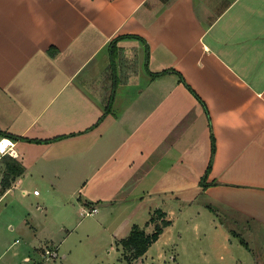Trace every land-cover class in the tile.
<instances>
[{
    "label": "crops",
    "instance_id": "obj_1",
    "mask_svg": "<svg viewBox=\"0 0 264 264\" xmlns=\"http://www.w3.org/2000/svg\"><path fill=\"white\" fill-rule=\"evenodd\" d=\"M0 129L23 166L4 187L0 153V264L59 255L53 239L19 255L11 232L68 230L96 205L124 214L119 239L157 208L160 237L206 212L224 264H264V0H0Z\"/></svg>",
    "mask_w": 264,
    "mask_h": 264
},
{
    "label": "rangeland",
    "instance_id": "obj_2",
    "mask_svg": "<svg viewBox=\"0 0 264 264\" xmlns=\"http://www.w3.org/2000/svg\"><path fill=\"white\" fill-rule=\"evenodd\" d=\"M131 59L134 58L126 57L121 52L119 57L121 63L134 64ZM39 203L35 201L34 206H38ZM91 207L88 206L87 209H91ZM97 207L98 211L93 213L78 210L74 214L73 223L70 224L68 230L61 226L51 229L40 227L38 230L31 227L16 228L11 232L12 238L10 237L11 242L18 239L14 243L13 249H18L20 255L21 247L24 248L23 252L25 253L29 249L33 252L34 245H37L39 249L41 246H47L46 243L51 246L52 239L56 244L60 243L59 255L56 256L55 253L46 251L44 257L50 254L48 256L52 258L47 256L48 258L45 257L44 260H41L38 257L40 260L35 264H224L221 258L229 256V251L219 243L222 236L219 232L209 229V218L206 212L192 211L188 220L183 218L184 215L178 213L180 217H178L175 226L168 228L153 243L146 254L129 262L124 257L122 246L118 243L119 238L113 234L114 231L117 235H125L126 229L121 222L124 219V214H120V211L111 214L107 209H102L101 206ZM220 211V219L224 223L227 219L234 236L238 240L242 238L249 243L251 249H254L257 244H254L255 239L252 235L256 230L245 229L242 227L240 217L231 213L228 215L225 210ZM105 215L109 216L108 219L105 218ZM232 218H236V220ZM148 225L142 226L147 231H151L154 225ZM35 235H38L37 240H34ZM236 251L237 247H234V252ZM37 252L40 256V252ZM63 252H67V256H63ZM20 262L17 260V263Z\"/></svg>",
    "mask_w": 264,
    "mask_h": 264
},
{
    "label": "trees",
    "instance_id": "obj_3",
    "mask_svg": "<svg viewBox=\"0 0 264 264\" xmlns=\"http://www.w3.org/2000/svg\"><path fill=\"white\" fill-rule=\"evenodd\" d=\"M111 45H113V46L111 47L110 69L113 73V87H115L116 84L118 83V78H116V71H115L116 66H117L116 58H118V50L115 46V43L113 44V41H112ZM162 72H165V71H162ZM156 74H159V73L152 72V75H156ZM181 78L186 83L182 74H181ZM113 96H114V88L112 89V92H111L109 99L106 103V109L104 111V115L108 111H110V109H111V105L113 102ZM2 136H8L11 138H17L18 137L17 135H15L11 132L0 129V137H2ZM29 139H31V138H29ZM36 140H39V139H36ZM212 141H213V151H214V147H215L214 136L212 137ZM7 155L8 154H4L2 156V157L6 158V170H5L3 177H2L4 187H8L12 183L13 177L19 173H22V171H23V166L21 165V163L15 157H13L11 155L7 156ZM210 167H211V163L208 165L207 171L210 170ZM207 171L201 179V184L203 186L208 184V182L206 181V176L208 173ZM151 222L154 225L153 229L151 231H147L146 228L144 226L140 225L139 223H134L130 229V232L126 236L118 239V243H120V245L123 248L124 257H126L129 260V262L136 260V259L140 258L141 256H143L149 250L151 245L156 240L159 239V237H160L161 233L164 231V229L172 223V219L167 217L166 211H164L161 208H157L154 210V212L152 213V215L150 216V218H149L148 222H146V224L148 225ZM240 240H241V242L245 243V241L242 238H240ZM245 245L248 246L247 244H245Z\"/></svg>",
    "mask_w": 264,
    "mask_h": 264
},
{
    "label": "built area",
    "instance_id": "obj_4",
    "mask_svg": "<svg viewBox=\"0 0 264 264\" xmlns=\"http://www.w3.org/2000/svg\"><path fill=\"white\" fill-rule=\"evenodd\" d=\"M14 146V141L6 136L0 137V153L5 154L7 152H11L12 147ZM35 193H39V189L34 190ZM98 211L97 206H92L91 209H86L85 212L87 213H93ZM47 252L51 253L50 249L46 250Z\"/></svg>",
    "mask_w": 264,
    "mask_h": 264
}]
</instances>
